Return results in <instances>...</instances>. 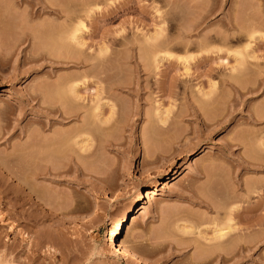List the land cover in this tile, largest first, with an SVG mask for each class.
<instances>
[{
    "label": "rangeland",
    "instance_id": "obj_1",
    "mask_svg": "<svg viewBox=\"0 0 264 264\" xmlns=\"http://www.w3.org/2000/svg\"><path fill=\"white\" fill-rule=\"evenodd\" d=\"M66 1L57 0L60 6H64ZM33 2L34 0H0V168L5 170L2 172L0 169V181L10 183L12 188L24 181L29 186L32 185L31 188L34 187L31 190L28 185L25 184L24 187L22 184L24 193L27 192L30 197L31 207H24L30 214L29 222L23 221L17 225L9 217L11 207H6L9 204L5 207L0 204V264H125L114 255L112 246L106 242L105 234L127 210L135 207V197L139 192L144 195L153 188H157L159 192L156 200L147 202L143 198L144 213L128 224V228L124 227L119 235L123 244L135 254L149 260V264H264V39H259L260 42L255 39L264 35V0H71L73 13L78 14V7L83 3L84 7L88 3L86 8L91 11L87 18H81L87 29L80 32L82 35L79 34V41L84 42L82 54H85H80L81 46L75 50L80 51L81 56H76L75 53L73 55L76 57L71 56V59H77L78 56L80 58L86 55L88 62L83 57L86 64H70V67L65 62L56 65L52 61L54 51L60 48L63 49V54L60 51L62 57L57 51L55 56L61 60L67 56L64 54L67 40L63 41L65 44L60 48L59 41L55 42L59 39L62 44L65 37L62 34L66 29L42 28L40 24L45 23L43 20L48 16L32 14L37 9L30 6ZM243 22L257 27L253 30L259 36L254 41L247 36L235 41L238 34L234 38L233 34L237 33L234 30L242 31L248 27ZM229 23L235 26L230 27ZM224 24L228 26L227 29ZM49 28L53 31L48 32ZM159 32L162 34L158 39L148 42L149 35L153 37ZM218 33L220 36L216 42L214 39L218 37ZM65 34L67 36V32ZM225 37L232 42L225 40ZM222 38L227 41L225 45L220 43L224 42ZM208 39L211 42L204 44L203 40ZM184 40L186 47H183L186 49L181 48ZM159 41L164 45L161 49V45L157 44ZM249 41V48L247 46L246 49L245 45ZM188 42L192 44L188 46ZM200 43L204 45L200 47ZM154 44L158 46L155 47ZM170 44L179 49H172L173 45L170 49ZM165 46L167 50L162 49ZM101 47L106 48L104 56L103 52L98 55ZM52 50L53 56L50 57ZM163 50L171 53L170 57L174 58L168 61L169 57H162ZM236 51L240 52V56L241 53H248L251 59L245 58L248 54L244 55V59L238 56L239 65L233 56ZM66 52L68 53L67 49ZM152 52L159 55L156 57L158 60L161 56L162 63L153 60L156 58ZM48 53L52 60L47 57ZM98 56L101 59L105 57V62L99 61L103 63L101 65L96 63ZM176 57L180 58L179 61ZM75 58L71 60L74 63L78 61ZM149 58L157 64H153ZM186 58L190 60L187 62ZM60 64L62 67H59ZM185 65L189 67V73L183 68ZM84 71L86 75L83 74ZM69 78L71 81H68ZM96 81L104 87L100 88L107 91V94L108 91L114 93L108 95L112 100L105 95L107 99H104L115 104L116 113L114 111L113 119L102 132V127L96 128L97 125L94 124L97 122L93 123L89 118L91 114L88 113L94 108H89V100L83 105L90 112L79 108L83 112L86 110L84 113L88 118L85 117L90 121L87 136L92 146V157L87 158L88 160L84 156L83 160L79 159L82 165L73 161L78 158L71 157L73 165L69 164L71 168H66L65 163L70 160L65 162V157L69 159L72 151L80 153L76 147L78 145H73L72 149L69 148L71 151L67 148L68 157L62 153L64 151L59 154L61 156L62 153L65 157L57 156L60 165H65V168L62 166L65 171L71 169L66 175H60L61 178L45 175L41 177L37 172H34L36 176L31 175L27 168L24 171L21 165H27L28 161L21 158L25 156L22 153L28 149H20L22 147L18 148L16 145V151L14 144H19L25 137V142L34 141L36 138L29 136H34L33 128L36 132L39 130L37 121L41 119L38 116L40 96L28 101L30 92L42 95L44 91H51L47 97L54 98L57 95H51L52 91H61L63 94L66 85L69 89L71 83L73 86L76 83L79 85L75 86L76 91L80 94L85 91L86 94L88 91H97ZM61 94L58 95L62 97ZM56 98H49L54 101V106L57 105ZM66 102L71 104L68 100ZM47 103L52 105L51 101ZM63 104L72 108L68 109L69 112L76 105L74 103L68 106L65 100ZM79 109L75 111L77 114ZM164 111L168 127L162 126V129L159 128L161 125L158 119L160 116L165 118ZM107 114V111L104 112L103 118L108 117ZM68 120L55 126L60 129L63 137L68 133L67 130L73 131L80 127L74 118ZM29 124L32 128L28 132ZM25 130L27 133L33 132V135L27 136ZM146 135L148 138L145 137L144 142ZM10 147L16 153H21L20 162L24 161L25 164H15L19 162L15 161L14 155H17L18 161L19 156L13 151L14 155L11 157L14 160L11 161L8 157L11 154ZM28 151L34 155L36 150ZM7 152L10 154L6 155ZM29 152L25 154L28 155ZM94 155L97 164L89 162ZM5 156L10 161L8 164ZM76 157L80 158V154ZM195 158L198 160H194ZM4 161L6 166L11 164L8 166L10 169L12 165L15 167L17 175L13 172V167L12 174L6 171L7 167L2 166ZM16 168H21L22 171H16ZM174 172H177L175 180L162 188L161 182ZM18 175L23 178L24 181L19 179L22 183L14 179ZM1 200L4 199H0V203ZM205 202L210 205V209ZM52 207L56 210L50 217L51 221L39 220V212ZM222 207L230 208L227 212L231 209L235 212L233 208H238L240 212L248 211V208L252 211L232 213V217L235 216L232 218L234 230L230 234L232 236L229 235L231 238H225L226 242L232 239L229 241L232 244L224 243L230 247L232 245V249L229 248L232 251H227L228 247L224 246L226 253L231 252L232 255L225 254L224 250V255L220 252L226 260L224 262L219 253L208 248L213 242L209 241L212 242L210 245L207 241L211 240L212 232L216 233L220 220L224 221L228 215L225 210L226 214L222 212ZM219 210L222 213L220 215ZM93 211L97 218H91ZM222 216L226 217L221 219ZM222 221L220 223L225 225L226 220L224 223ZM188 222L189 225L194 224L190 228L195 225L197 228L195 226L190 229ZM177 226L183 227L182 230H178ZM184 227L189 231L188 235L183 234ZM57 228L63 234L60 235ZM47 229L50 232L57 231L56 235L61 236L62 242L60 243L59 237L60 241H57L56 246L51 243L38 246L39 237H42L39 235L48 231ZM196 229L207 239L202 236V239L198 238L197 231H194ZM188 238H194L193 242L190 241L191 244L197 241L199 247L196 244H193L195 247L188 245ZM176 243L182 246H175ZM206 250L207 255L203 253Z\"/></svg>",
    "mask_w": 264,
    "mask_h": 264
},
{
    "label": "bare ground",
    "instance_id": "obj_2",
    "mask_svg": "<svg viewBox=\"0 0 264 264\" xmlns=\"http://www.w3.org/2000/svg\"><path fill=\"white\" fill-rule=\"evenodd\" d=\"M65 1V0H64ZM74 1V0H73ZM103 1V0H102ZM88 2V1H87ZM59 2H57V0H34V2L32 3V4H30V6L31 7H36L37 9L34 11V13H32V14H38V15H40V14H43V15H47L48 17V20H47V18L46 19H44L43 21H45V23H41L40 24V22H39V24L42 26V28H46V27H50V28H56V27H58V28H60V27H63L64 29H66L65 31L67 32V36H66V32L65 31H63V32H65L64 34H62V35H64L65 37H66V39H64L63 38V40H62V44L60 43V40L58 39V40H55V42L57 41H59V47L58 48H60V47H62V45L63 44H65L63 41L64 40H67V44H65V46H66V48L64 49V54L66 53L67 54V56L68 55H70L69 57H67V56H65V55H63V56H65V58H64V60H61V58L60 57H57V55L55 56V53L56 54H58V55H60L61 56V54H60V51L61 50H63L62 48H60V49H58V50H56V51H54V53H53V50H52V52H50L51 53V56H50V53H48V55H47V57H52L53 56V54H54V60H52L50 57V59L57 65V63L59 64V63H66V65L68 66V65H76L77 64V66L79 65V63H84V64H86L88 61V59H87V57H86V55L85 56H83L84 58H86V61H85V59L83 58V57H80L82 60L80 61L79 59L80 58H78L79 56H81V55H84L85 53H83L82 54V52H83V50H82V48H83V44H84V42L83 41H79V38H81V37H79L80 35H82V31H86L87 29H86V26H85V24L83 23V21H82V19H84V17L85 18H87L86 16H88V15H90V9H89V7H88V9L90 10V11H88L87 10V6H89V2L87 3V6L86 7H84V6H82L83 4H81L78 8H79V10L80 11H77V12H79L78 14L77 13H73V10H74V7H73V10H72V8H71V0H67L66 1V3H65V5L64 6H60L59 4H58ZM61 3V2H60ZM73 4V3H72ZM86 4V3H85ZM75 6H76V3H75ZM76 8H77V6H76ZM75 8V9H76ZM98 9V8H97ZM33 10V9H32ZM76 11V10H75ZM254 16V15H253ZM252 17V16H251ZM255 17H257L258 18V16H255ZM82 18V19H81ZM252 18H254V17H252ZM41 19H43V18H41ZM164 19V18H163ZM258 19H260V18H258ZM251 20V19H250ZM250 20H247V22H249ZM254 20V19H253ZM43 21H41V22H43ZM47 21V22H46ZM246 22V21H245ZM251 22V21H250ZM244 23V22H243ZM242 23V24H243ZM228 24V23H227ZM233 24V23H232ZM240 24V23H239ZM245 24V23H244ZM248 24V25H247ZM39 25V26H40ZM224 25H226V24H224ZM224 25H223V27H224ZM234 25V24H233ZM231 26V23H229V25L228 26H230V27H234V26ZM238 25V24H237ZM245 25H247V26H245V27H247V29H243V27H242V25H240V29L242 30V31H238L239 29H237V30H234L235 32H237L236 34H233L234 35V38H236L235 37V35H237V38L235 39V41L236 42H238V41H240V40H242V39H244L245 38V36H247L249 39H252L253 41L255 40V39H257V41L259 40V39H264V35H262L261 34V37H259V38H255V37H257V36H259L258 35V32H257V35L255 34L256 32H254V28H256L257 29V27H255V26H251L249 23H246ZM249 25H250V27H249ZM253 25V24H252ZM40 26V27H41ZM227 25H226V29H227V27H228ZM244 26V25H243ZM257 26V25H256ZM242 27V28H241ZM49 28V30H48V32H52L53 30H51ZM63 28H61L62 30H63ZM236 28H238V27H236ZM57 29V28H56ZM160 29V28H159ZM225 29V28H224ZM225 29V30H226ZM229 29V28H228ZM234 29V28H233ZM46 31H47V29H45ZM161 30V29H160ZM187 30V29H186ZM185 30V31H186ZM230 30V29H229ZM157 31H159V30H157ZM162 31V30H161ZM62 32V33H63ZM80 32H82L81 34H80ZM187 32V31H186ZM239 32V33H238ZM155 33H157V32H155ZM49 34V33H48ZM80 34V35H79ZM159 34H160V32H159ZM154 35V36H156V37H152V35H149L150 37H152L151 39H149L148 38V42L150 41V40H152V39H158V36L160 37L161 36V34H162V32H161V34L160 35ZM208 35H213V34H208ZM207 35V36H208ZM218 35V37H216L214 40L217 42V38L219 39V33L217 34ZM224 36H227V35H225V34H223ZM223 35H221L222 37H223ZM49 36V35H48ZM50 36H51V33H50ZM188 36V35H187ZM210 36V37H211ZM214 36V35H213ZM212 36V37H213ZM62 37V36H61ZM183 37H185V36H183ZM182 37V38H183ZM211 37V38H212ZM228 37V36H227ZM229 37H231V36H229ZM246 37V38H247ZM166 38V37H165ZM205 38H206V36H205ZM209 38V37H208ZM233 37H231V39H232ZM233 38V39H234ZM255 38V39H254ZM185 39V38H184ZM207 39V38H206ZM213 39V38H212ZM223 39V38H222ZM225 40L227 39L226 37L224 38ZM223 39V40H224ZM229 39V41L231 40L230 38H228ZM227 39V40H228ZM248 39V40H249ZM81 40V39H80ZM146 40H147V38H146ZM186 40V39H185ZM185 40H184V44L182 45L181 44V48H185L186 47V43H185ZM221 40V39H220ZM224 40V42H220L221 44L223 43H225V42H227V41H225ZM160 41H162L161 39H160ZM159 41V42H160ZM165 41V40H164ZM188 41V40H187ZM204 41V44H206V42L207 43H209V42H211V41H209V39H208V41L207 40H203ZM203 41H202V43H203ZM56 42V43H57ZM83 42V43H82ZM150 42H152V41H150ZM157 43L158 45H161V46H159V48L161 49V47H163L164 45H162V42H160V43ZM180 42H183L182 40L180 41ZM213 42V41H212ZM219 42V41H218ZM230 42H232V40L230 41ZM258 42H260V41H258ZM164 44H165V42H163ZM169 43V40L168 41H166V45ZM176 43V45L178 46L179 45V43L178 42H175ZM192 44V42H188V46H190L191 44ZM229 43V42H228ZM234 43V42H233ZM248 43V44H247ZM246 43V45H245V48L247 49V46H248V48H249V43H250V41L249 42H247ZM61 44V45H60ZM197 44V43H196ZM203 44V45H204ZM222 44V45H223ZM83 45V46H82ZM158 45H156L155 46V44H154V46L155 47H157ZM171 45V46H170ZM170 45H168V46H170V49H171V47H172V45L173 44H170ZM174 46V47H172V49L173 48H178V47H180V46ZM194 45H195V43H194ZM193 45V46H194ZM200 45V47L201 46H203V45H201V43L199 44ZM225 45V44H224ZM58 46V45H57ZM82 46V47H81ZM153 46V45H152ZM183 46H185V47H183ZM187 46V47H188ZM195 46H197V45H195ZM226 46H227V43H226ZM79 47H81L79 50H81V53H80V51L79 52H77V51H75V50H77ZM154 47V48H155ZM102 48V47H101ZM169 48V47H168ZM66 49L68 50V53L66 52ZM98 49H100V47L98 48ZM106 49V48H105ZM105 49H101L100 50V52H98V55L101 53V52H106L105 51ZM162 49H166L167 50V47L165 46L164 48H162ZM179 49V48H178ZM186 49V48H185ZM54 50H55V48H54ZM153 50H155V49H153ZM166 50L163 52V51H158V53L159 52H163V54H162V57H167V59H168V57H169V59H168V61L170 60V58H172V57H170V54L168 53V52H166ZM169 50V49H168ZM176 50V49H175ZM156 51H157V49H156ZM170 51V50H169ZM63 51H61V53H62ZM104 52H103V56H104ZM53 53V54H52ZM76 54V56L77 55H79V53L81 54V55H79L78 57H77V59L75 58L76 56L75 55H73V54ZM78 53V54H77ZM153 54H154V56H155V58L157 57V56H159V55H157V54H155V52H152ZM157 53V52H156ZM238 53H240V52H238V51H236V55H234L233 54V56L234 57H236V59H237V63L239 64V60H240V58H242V59H244V55L246 54H244V53H241V56H240V54H238ZM63 54V53H62ZM150 54V53H149ZM243 54V55H242ZM248 54V53H247ZM246 54V55H247ZM161 55V54H160ZM71 56H75V57H73V59L75 58L76 60H78V61H80V62H75L74 63V61H71V60H73V59H71ZM149 56H151V55H149ZM154 56H152V58H154ZM240 57V58H237V57ZM243 56V57H242ZM62 57V56H61ZM99 57V56H98ZM97 57V61H96V63H98L99 61H103V59L105 60V57L103 58V59H101V56L98 58ZM159 58V57H158ZM174 58V57H173ZM172 58V59H173ZM178 60L177 61H179V59L180 58H178V57H176ZM175 58V59H176ZM245 58H249V59H251L250 57H249V54L247 55V57H245ZM67 59V60H66ZM100 59V60H99ZM151 61H152V63H153V60L154 61H159V63H162V62H160L161 60H163L162 58H161V56H160V60H158L157 58H156V60L155 59H151V58H149ZM184 59V58H183ZM183 59H181V62L183 61ZM236 59H235V61H236ZM241 59V63H242V60ZM185 60H187V62L190 60H188V58H186ZM166 60L164 59V61L163 62H165ZM86 62V63H85ZM103 62H105V61H103ZM150 62V61H149ZM148 62V64L150 65V63ZM185 63H186V61H184ZM183 62V64H185ZM64 63V64H65ZM67 63H69V64H67ZM64 64H62L63 65V67L65 66ZM101 64H103V63H100L99 62V65H101ZM153 64H155V62L153 63ZM157 64V63H156ZM155 64V65H156ZM188 64V63H187ZM83 65V64H82ZM97 65V64H96ZM148 65V66H149ZM152 65V64H151ZM240 65V64H239ZM85 66V65H84ZM84 66H82V67H84ZM103 66V65H102ZM184 66V65H183ZM186 67H183L184 69H185V71H187V68H188V70H189V67L187 66V65H185ZM59 67H62L61 66V64H60V66ZM68 67H70V66H68ZM72 67V66H71ZM75 67V66H74ZM87 67V66H86ZM98 67V66H97ZM101 66H99V68H100ZM77 69H78V67H77ZM83 69V68H82ZM183 69V70H184ZM79 70V69H78ZM234 70V69H233ZM233 70H232V72H233ZM184 71V72H185ZM188 72V71H187ZM86 72L84 71V73L83 74H85ZM100 73V72H99ZM102 73H103V70H102ZM186 73V72H185ZM184 73V74H185ZM189 73V72H188ZM187 73V74H188ZM86 75V74H85ZM84 75V76H85ZM70 77V76H69ZM97 79H100V77H98ZM96 79V80H97ZM101 80V79H100ZM100 80H97L98 82L100 81ZM68 81H71V78H69L68 79ZM96 81V82H97ZM65 82H67V81H65ZM63 83L64 85L66 84V83ZM96 83L95 85V90H97V91H88V92H91V93H86V94H84L85 93V91H84V93L83 94H80V92L79 91H76V89H77V87H75V86H79L78 84L76 85V83L74 84V86L73 85H71L70 84V86H69V89L67 88V85H66V90H64L63 89V91H65L63 94H61V91L59 92V91H56L55 93L52 91V93H51V95L52 94H54V95H57V96H54V98H53V96H48L49 98H51L52 100L54 99L55 100V98L57 99L55 102L57 103V105L56 106H54L55 104H53L54 103V101L52 102V100H50L48 97H47V94L48 95H50V92L51 91H49V93L47 92H45L44 91V93H42V95L41 94H39V95H37L35 92V94L33 93V91L32 92H30V94H29V99L30 100H28V97H27V100L28 101H31L32 99L34 100H36V98H37V96L39 97L38 99H39V101H38V105H39V114H38V116H40L41 117V119L39 120L38 119V121H37V123H38V126H39V130L36 132V129L35 128H33L32 129V131L33 132H35V133H33V132H31V133H33L34 134V136L33 137H30L29 135H33V134H31V133H27L26 132V130H25V133H27V134H25V135H27V136H29V138H32V139H35L34 141H30V142H25V139H26V137L24 138V140H22V141H24V143H22V141H19L20 143L19 144H14L15 145V147H16V145L18 146V148H19V146L20 147H22V148H20V149H24V150H31V152L33 151L34 152V149L36 150L35 152H34V155L32 154V153H30L28 150L27 151H25V152H23V150L21 151L20 149H19V151H21V152H23L22 153V155L24 154L25 156H21V153L19 154V153H16L15 151H13V147H10V149H11V154L9 153V152H7V153H5L6 155H9L8 157H10L11 158V161H13L14 159H15V161H17V162H19V163H15V161H14V163L15 164H22L23 162H20V161H22V160H27L26 162H27V165L25 164L26 162H24V166L23 165H21L22 166V168L24 169V171L26 170V168H27V170H29L30 171V173H31V175H35L34 174V172L36 173H39L40 175H41V177H43V175H45V176H52V177H54V178H61L60 177V175H66L67 173H69V171L71 170H68L67 169V171H65L64 170V166L61 164L60 165V163H59V161L57 160V159H59L62 155H67V152H68V149L69 148H73V145H74V147H75V145H78V146H76L79 150H78V152H80V153H78L77 154V152H70L69 154V159H66V157H65V155H64V157H65V159H64V161L66 160H70V158L71 157H75V159H77L76 161L75 160H73L75 163H77V161L79 160V161H81V160H83L84 158H91L92 157V150H91V143H90V140H89V137L87 136V131H88V129H89V127H88V129H87V126L89 125V123H90V121H88L87 119H86V117L85 116H87V118H88V115H86L84 112L87 110V109H91V108H93L92 106H94V108L92 109V111L90 112L89 110H87L86 112H90V113H88V114H91L90 115V119H91V122L93 121V123L94 122H97V124H94V125H97V127L96 128H98V129H101L100 127H102V132H103V130H106L107 129V124L111 121V119H113V115H115V113H116V109H114V107L116 108V106H114V105H112L110 102H108V100L106 101L105 99H111L112 100V98H111V96L109 97L108 95L112 92V91H108L109 92V94H107L104 90H102L101 88H103L104 89V87L102 86V85H100L99 83ZM103 82V81H102ZM102 82H101V84H102ZM56 83H57V81H56ZM55 83V85H57ZM59 84V83H58ZM60 85V84H59ZM100 85V86H99ZM61 86H63V85H61ZM56 87V86H55ZM101 87V88H100ZM214 86H212V88H213ZM106 89V88H105ZM28 94H27V96H28ZM43 94H45L46 96H44ZM58 94H61V96L62 97H60V95H58ZM107 94V95H106ZM111 94H114L113 92L111 93ZM104 95H105V97L107 96V98H105L104 97ZM205 95H207V94H205ZM42 96V97H41ZM44 97H46V98H44ZM64 97V98H63ZM207 97V96H206ZM23 98H25V96H23ZM41 98V99H40ZM46 99V100H48L47 102H50L51 101V103H52V105L51 104H48L44 99ZM105 98V99H104ZM113 98H114V96H113ZM63 99V100H62ZM109 99V100H110ZM41 100H43L42 102H41ZM65 100V103H66V105H68V106H71V104H74V103H76V105L74 104L73 106H74V110H72V111H70L69 112V110L68 109H70V108H68V107H66L65 106V104H63V101ZM69 101L71 104H69L68 102H66V101ZM91 102H89V101ZM62 101V102H61ZM86 101H88V104H91V106L89 107V108H85V106L83 105L84 104V102H86ZM27 102V101H26ZM113 102V101H112ZM27 103H29V102H27ZM68 103V104H67ZM80 104V107L78 106V105ZM85 104H87V103H85ZM78 106V108H76L75 109V107H77ZM87 107V106H86ZM191 107H193V106H191ZM82 108V110L85 108L86 110L83 112L82 110V112L80 111V109ZM72 109V108H71ZM70 109V110H71ZM79 109V113L77 114V112H75V111H77ZM167 110V109H166ZM194 110H196V108H194ZM193 110V111H194ZM75 112V114H74V112ZM106 111L108 112V117L106 116V118L104 117L103 118V113L105 112L106 113ZM114 111H115V113H114ZM73 112V113H72ZM165 112V111H164ZM196 111H194V113H195ZM106 115V114H105ZM39 117V118H40ZM164 117L165 118H163V116H162V118H161V116H160V119H158V121H159V124L161 125V126H159V128H162V126H167L168 127V125H167V123H166V120H167V117H166V112H165V115H164ZM70 118H74L75 119V122L76 123H78L79 125L78 126H80V127H77V129L76 128H74L75 130H73V131H68L67 130V132L68 133H65L66 134V139L64 140V138L65 137H63L64 135H62V133L60 132V129L58 130V128L57 127H55L56 125H58L59 123H61V124H63L62 123V121L64 122V120H68V119H70ZM159 118V117H158ZM157 120V119H156ZM33 121H35V120H33ZM59 121V122H58ZM69 121V120H68ZM72 121H74V120H72ZM75 122H73V123H75ZM67 123V122H66ZM69 123V122H68ZM60 124V125H61ZM92 124V123H91ZM99 124V125H98ZM157 124V123H156ZM166 124V125H165ZM68 125V124H67ZM107 125V126H106ZM38 126H36V128L38 129ZM64 126V125H63ZM92 127H93V125H91ZM106 126V127H105ZM158 126V125H157ZM29 128H27L28 130V132L29 131H31V128H32V126H31V128H30V124H29V126H28ZM61 127V126H60ZM106 129H105V128ZM24 128H25V126L24 127H22L21 129L22 130H24ZM57 128V129H56ZM62 128V130L63 131H66V130H64V128L63 127H61ZM165 128V127H164ZM30 129V130H29ZM163 129V128H162ZM165 129H167V128H165ZM164 129V130H165ZM21 130V131H22ZM61 130V131H62ZM59 131V132H58ZM24 132V131H23ZM61 133V134H60ZM80 135H79V134ZM24 134V133H23ZM37 134V135H36ZM35 135L37 136V137H35ZM144 135H145V133H144ZM69 136V137H68ZM148 135H146V136H144V138H143V141L145 142V137H147ZM142 137H143V134H142ZM21 138V137H20ZM148 138V137H147ZM28 141L30 140V139H27ZM26 140V141H27ZM106 140V142H107V139H105ZM105 140H104V142H105ZM21 143H22V146H21ZM147 143V142H146ZM147 144H149V143H147ZM9 145H13V143H9ZM8 145V146H9ZM72 145V146H71ZM13 148V149H12ZM18 148L16 147L15 149H17L16 151H18ZM68 148V149H67ZM33 149V150H32ZM65 149H66V151H65ZM150 150H151V148H150ZM12 151H13V153L14 154H18V158H19V161L16 159L17 158V155H14V154H12ZM61 151H64V152H62V153H64V154H62L61 153V156H60V152ZM69 151H71L70 149H69ZM26 152H29V154L27 155V154H25ZM84 153L83 155L81 154V153ZM148 152H149V150H148ZM152 152V151H151ZM151 152L149 153V154H151ZM9 153V154H8ZM73 153H74V156H71V155H73ZM76 153V154H75ZM4 154V155H5ZM80 154V158L79 157H76L77 155H79ZM13 155L14 156H16L14 159L12 158L13 157ZM76 155V156H75ZM81 155H82V157H81ZM12 156V157H11ZM22 158H21V157ZM57 156L59 157V158H57ZM83 156H84V158H83ZM95 156V155H94ZM93 156V159H95L96 158V156L94 157ZM4 157V156H3ZM7 156H5V158H6ZM67 157H68V155H67ZM194 157H196V156H194ZM10 158H9V160H10ZM22 160H21V159ZM25 158V159H24ZM82 158V159H81ZM93 159H91L89 162H91V163H94L95 161H96V159L94 160V161H92ZM5 160V159H4ZM88 160V159H87ZM194 160H198V158H195ZM65 161V162H66ZM79 161H78V164H80V165H82V163L80 162L79 163ZM8 162V160H7V158H6V163ZM10 162V161H9ZM8 162V163H9ZM56 162H58V163H56ZM64 162V163H65ZM67 162H70V163H67ZM65 164H66V168L68 167V168H71V167H69V166H71V165H73V164H71V160L70 161H67ZM7 163V164H8ZM11 163H13V162H11ZM13 163V164H14ZM55 163H56V165H55ZM63 163V164H64ZM96 163V162H95ZM242 163V162H241ZM14 164V165H15ZM57 164L58 165H60V166H57ZM69 164H71V165H69ZM97 164V163H96ZM246 164V163H245ZM6 166V164H5V161H4V164H2V166ZM10 166H11V164H9ZM9 165H7L6 167L8 168V170H7V168H6V171H9L11 174L14 172V173H16L15 175H17V172H15V170H14V168L15 167H13V165H12V167H13V169H12V167H11V169L12 170H14L13 172H12V170L8 167ZM74 165H76L77 166V164H74ZM244 165V164H243ZM15 166H18V165H15ZM20 166V165H19ZM20 166V167H21ZM64 168H63V167ZM212 167V166H211ZM210 167V168H211ZM17 168H19V167H17ZM16 168V171H22V169L20 168V169H17ZM1 169V168H0ZM63 169V170H62ZM212 169H213V167H212ZM1 170H3V169H1ZM26 170V171H27ZM62 170V171H61ZM209 170V169H208ZM5 170H3L2 172H4ZM28 171V172H29ZM207 171V170H206ZM208 172V171H207ZM207 172H205V173H207ZM36 173V174H37ZM176 173L177 172H174L171 176H169L166 180H164V181H162L161 182V185H162V188L163 187H165V186H167L171 181H174L175 180V175H176ZM0 174H2V173H0ZM39 175V176H40ZM63 175V176H64ZM207 175L209 176V174L207 173ZM19 176L20 175H18L17 177L15 176V180L17 179V182L19 183L20 181H19V179H22L23 180V178H21V176H20V178H19ZM36 176V175H35ZM2 177V176H1ZM12 177V176H11ZM11 179V182H13V180L14 179ZM3 179V178H2ZM1 180V179H0ZM4 180H2V181H0V199H4V200H1L2 202L0 203V204H2V205H4V207H5V205H7V204H9V205H7L6 207L7 208H10L11 207V212L9 213V217H10V219H12L13 221H16V223H17V225H19L20 223H23V221L25 222H29V220H30V218H29V216H30V214H28L27 212H26V209L24 208L25 207V205H28L29 207H31V203H30V197L27 195V192H25L24 193V187H26V185H28V183L26 184V181H24L23 183H22V181H21V183L24 185V187H22V184H18V185H21V187H14V188H12V186H10V183L8 184V183H4L3 182ZM100 181H101V179H100ZM7 182V181H6ZM69 182H70V180H69ZM26 184V185H25ZM28 187H29V189L32 187V185L31 186H29L28 185ZM28 187L26 188V189H28ZM15 188H17L18 190H13V189H15ZM34 188V187H33ZM33 188H31V190L33 189ZM247 188V187H246ZM29 189H28V191H29ZM251 188H248V190H250ZM247 190V192H249ZM148 192H146L144 195L142 194V192H139L138 194H137V196L135 197V207L134 208H132V209H130V210H127V212L120 218V220H118L115 224H114V226L110 229V230H108L107 232H106V234H105V239H106V242L109 244V245H111L112 246V250H113V253H114V255H116L117 257H119V259L120 260H122L123 262H125V264H149L150 262H149V260H147V259H145L144 257H142V256H140V255H137V254H135L130 248H128L125 244H123L121 241H120V239H119V235L122 233V230L124 229V227H127L128 226V224H131V223H133L136 219H137V217L138 216H140L141 214H143L144 213V210H145V207H144V205H143V203H142V199L143 198H145L146 199V201L147 202H153V201H155L156 200V197L158 196V190H157V188H153V189H151V190H147ZM30 193V192H29ZM33 198V197H32ZM32 198H31V200H32ZM205 199H207V198H205ZM200 201V200H199ZM209 203H211V202H209ZM204 204V203H203ZM205 204L207 205L208 203H206L205 202ZM211 205H212V203H211ZM208 206H209V209H210V205L208 204ZM223 208V207H222ZM222 208H220L221 210H222ZM227 209H224L223 208V210H222V212L224 213V210L227 212V210H229L228 209V207H226ZM245 208V207H244ZM211 209H212V207H211ZM216 209H219V207L218 208H216ZM242 209V208H241ZM247 209V208H246ZM253 209V208H252ZM255 209V208H254ZM9 210V211H10ZM56 209L54 208V207H52V208H50V210H43L44 212H39V220H41V219H45L46 221H47V219H48V221L51 219L50 217H51V215H53V212L55 211ZM213 210V209H212ZM221 210H219V212H218V215H220V214H222V213H220L221 212ZM237 211V213L239 214V209L237 208H233V211ZM218 211V210H217ZM217 211H215L216 213H217ZM236 211L235 212H232V209L230 210V211H228L227 212V217L226 216H222V218L221 219H223V217H226V221H225V223H224V221H222V220H220V222L222 221V223H224L225 225H222L220 222V224L218 223V225H220V226H222V227H220V226H218V227H220V228H218L217 227V229L216 228H213L214 230H215V232L216 233H214V232H212L213 234H212V236L210 237L211 238V240L209 239H207L206 237H203V235H202V233L201 232H199L200 230L198 229H196V230H194L199 236H197L198 238L200 237V236H202L203 237V239H207V241L209 242V241H212L213 242V244L211 245V243L212 242H209L210 243V245L211 246H209L206 242V245H208V248L210 249L211 248V250L213 249L214 251L213 252H215V253H219V255H220V252H222L223 250L225 251H223L225 254H228V253H230L231 255H232V253L231 252H228V253H226L228 250H230V249H232V245H231V247H230V245H227V244H232V241H231V243H229V241L230 240H232V239H230L228 242H226L225 240V238L227 237V236H229L230 234H232V232H233V230H234V225H232V218H234V217H232V215L234 214V213H236ZM239 211V212H238ZM243 211H244V213L246 212H248L249 211V213L251 212L252 213V211H250L249 210V208H248V211L246 210H241V212L243 213ZM256 211V210H255ZM254 211V212H255ZM94 212V211H93ZM213 212V211H212ZM226 212L224 213V214H226ZM240 212V213H241ZM214 213V212H213ZM215 213V214H216ZM220 213V214H219ZM233 213V214H232ZM91 218H97V215H96V213L94 212L93 214L91 213ZM216 216H217V214H216ZM239 216V215H238ZM237 216V217H238ZM34 217V216H33ZM31 218H32V216H31ZM93 218V219H94ZM44 220V221H45ZM216 220H219V219H216ZM234 220V219H233ZM245 220H247V219H245ZM41 221H43V220H41ZM51 221V220H50ZM212 221H214V219L212 220ZM211 221V222H212ZM249 221H251V220H249ZM248 221V222H249ZM254 221V220H253ZM258 221V220H257ZM259 221H261V220H259ZM184 222V221H183ZM217 222V221H216ZM255 222H256V220H255ZM34 223H36V219H35V222ZM185 223H187L186 221H185ZM246 222H244V224H245ZM24 224H26V223H24ZM194 224H191L190 223V225H189V222H188V226H189V228H190V226H193ZM215 225V224H214ZM247 225H249L248 223H247ZM251 225V224H250ZM249 225V226H250ZM196 226V225H195ZM194 226V227H195ZM217 226V225H216ZM252 226V225H251ZM178 228H179V226H177ZM186 227V226H185ZM185 227H184V229H185ZM194 227H191L190 229H193ZM59 228V227H58ZM57 228V229H58ZM128 228V227H127ZM182 228L183 227H180L178 230H182ZM186 228H188V227H186ZM188 228V229H189ZM195 228H197V226L195 227ZM189 229V230H190ZM246 229H247V226H246ZM250 229V228H249ZM48 230V229H47ZM213 230V231H214ZM58 231V233L61 235V234H63L62 232H61V230H57ZM57 231H52L51 230V232H50V230H48V231H43L42 233L44 234V235H42V233H41V235H39V236H42V237H39L40 239V242H39V240H38V246H42L43 244H47V243H51V245H53V246H56L57 245V241H60V238H61V236H59V237H57L58 235H56V234H58L57 233ZM188 230H183V234L184 235H188L189 234V231L187 232ZM181 233V232H180ZM188 233V234H187ZM182 234V233H181ZM193 233H190V235H192ZM195 234V233H194ZM196 234V235H197ZM230 236H232V235H230ZM228 237L227 239H229V238H231V237ZM38 238V237H37ZM57 238H59V240L57 239ZM201 238V237H200ZM189 239V238H188ZM188 239H186L187 240V242L189 243H187L188 245H197V244H199L197 241L195 242L194 241V243H192L191 244V242L190 241H192L193 242V240H194V238L193 239H189V241H188ZM202 239V238H201ZM224 239V240H223ZM185 240V241H186ZM62 242V238H61V241H60V243ZM227 243V244H224V243ZM185 243V242H184ZM177 244V243H176ZM175 244V246H179L180 247V245L181 244H177L176 245ZM193 245V247H195ZM182 246V245H181ZM224 246H227L228 247V249H226L225 250V247ZM51 247V246H50ZM197 247H199L198 245H197ZM226 247V248H227ZM230 248V249H229ZM208 249V250H209ZM208 250H206V251H204L203 253H207L208 254ZM211 250H210V252H211ZM230 251H232V250H230ZM209 252V254H211ZM213 252H212V254H213ZM222 252V254L224 255V253ZM206 254V255H207ZM217 254H214V255H216L217 256ZM219 255L217 256V257H219ZM223 255L221 256L220 255V257L222 258L223 257ZM227 256H230V255H227ZM225 258H222L221 260H223L222 262H224V261H226V260H224Z\"/></svg>",
    "mask_w": 264,
    "mask_h": 264
}]
</instances>
